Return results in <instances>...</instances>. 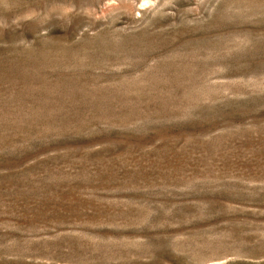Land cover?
I'll list each match as a JSON object with an SVG mask.
<instances>
[{
    "label": "rangeland",
    "instance_id": "374dc122",
    "mask_svg": "<svg viewBox=\"0 0 264 264\" xmlns=\"http://www.w3.org/2000/svg\"><path fill=\"white\" fill-rule=\"evenodd\" d=\"M0 264H264V0H0Z\"/></svg>",
    "mask_w": 264,
    "mask_h": 264
}]
</instances>
